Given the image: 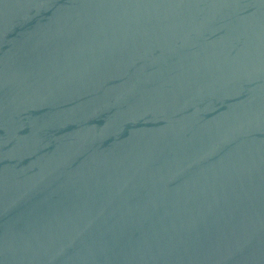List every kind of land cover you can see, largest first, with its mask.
<instances>
[{"label": "water", "instance_id": "obj_1", "mask_svg": "<svg viewBox=\"0 0 264 264\" xmlns=\"http://www.w3.org/2000/svg\"><path fill=\"white\" fill-rule=\"evenodd\" d=\"M0 264H264V0H0Z\"/></svg>", "mask_w": 264, "mask_h": 264}]
</instances>
